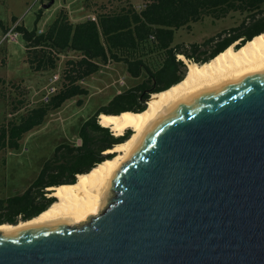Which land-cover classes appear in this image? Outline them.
Masks as SVG:
<instances>
[{
  "label": "water",
  "instance_id": "water-1",
  "mask_svg": "<svg viewBox=\"0 0 264 264\" xmlns=\"http://www.w3.org/2000/svg\"><path fill=\"white\" fill-rule=\"evenodd\" d=\"M0 264H264V72L160 119L86 224L0 233Z\"/></svg>",
  "mask_w": 264,
  "mask_h": 264
},
{
  "label": "trees",
  "instance_id": "trees-1",
  "mask_svg": "<svg viewBox=\"0 0 264 264\" xmlns=\"http://www.w3.org/2000/svg\"><path fill=\"white\" fill-rule=\"evenodd\" d=\"M94 6L98 8L95 18L77 23H72L61 9L41 33L36 26L31 30L15 26L25 43V61L32 72L56 70L59 55L75 56L64 61L60 86L47 103L40 102L0 124V151L18 150L24 135L40 127L49 114L69 100L77 99L76 106H81L82 98L89 95L81 82L106 65H123L129 77L137 82L119 91L106 106L97 108L79 125L76 134L79 145L58 143L24 191L0 198V224H16L38 215L55 201L53 197L46 198L49 194L46 188L72 184L76 175L88 173L110 157L104 152L131 132L116 137L109 127L99 124V115L143 111L151 94L183 79L186 67L176 59L179 54L189 61L204 63L234 42L239 41L235 46L238 48L264 32V0H146L139 7L125 3L114 8L109 4H85L87 10ZM234 14L240 17V22L230 30L200 44H190L188 49L172 45L178 29H189L191 24L205 18L223 20ZM40 17L41 11L36 22ZM12 23H16L15 18ZM8 29L0 20V30L5 33Z\"/></svg>",
  "mask_w": 264,
  "mask_h": 264
},
{
  "label": "rangeland",
  "instance_id": "rangeland-1",
  "mask_svg": "<svg viewBox=\"0 0 264 264\" xmlns=\"http://www.w3.org/2000/svg\"><path fill=\"white\" fill-rule=\"evenodd\" d=\"M145 1L54 0L49 7L43 8V5L47 4L45 0H0V20L9 28L13 25H22L28 30L35 26L44 29L61 9L68 10L86 3L97 5L104 3L112 8L130 3L139 7ZM97 10L96 7L93 12L91 8L83 11L84 20L94 19V12ZM40 11L41 17L36 22ZM12 18L16 19L15 24L12 23ZM239 22L240 17L235 14L223 20L205 18L191 24L189 29H178L172 45L188 49L190 44H200L224 30H230ZM2 33L0 30V124L7 123L16 114L25 113L38 105L45 87L53 77H57L53 85L57 90L64 61L75 56L63 55L56 70L34 73L25 61V43L21 36L18 37L17 43H13L1 41ZM136 82L137 80L129 77L123 65L113 63L106 65L98 73L81 82L89 92L87 97L82 98L81 106H76L77 99L69 100L57 112L49 114L40 127L24 135L18 150L0 151V198L24 191L39 173L43 162L52 155L58 143L67 141L79 145L80 140L76 137L79 125L92 116L97 108L106 106L115 94ZM18 100L22 103L18 104Z\"/></svg>",
  "mask_w": 264,
  "mask_h": 264
},
{
  "label": "bare ground",
  "instance_id": "bare-ground-1",
  "mask_svg": "<svg viewBox=\"0 0 264 264\" xmlns=\"http://www.w3.org/2000/svg\"><path fill=\"white\" fill-rule=\"evenodd\" d=\"M237 45L236 41L205 64L189 61L179 54L178 59L186 67V77L167 90L152 94L143 111L100 114L99 124L109 127L116 137L128 130L131 132L125 141L104 152L112 154V158L104 160L88 173L77 175L72 184L49 187V196L55 201L44 212L15 226L2 224L0 233L56 224L80 226L100 214L112 195L118 170L160 119L196 96L264 72V32L238 48L235 47Z\"/></svg>",
  "mask_w": 264,
  "mask_h": 264
},
{
  "label": "built area",
  "instance_id": "built-area-1",
  "mask_svg": "<svg viewBox=\"0 0 264 264\" xmlns=\"http://www.w3.org/2000/svg\"><path fill=\"white\" fill-rule=\"evenodd\" d=\"M38 32L41 33L42 30H39ZM19 36H21L20 33L16 31L15 25H13L3 34L1 41H9V42L17 43ZM58 57L60 60L61 58H63V55H59ZM56 81H57V77H53L52 79H50L49 83L45 87L44 92L40 98L41 102L47 103L49 101L50 96L56 92V88L53 86Z\"/></svg>",
  "mask_w": 264,
  "mask_h": 264
},
{
  "label": "crops",
  "instance_id": "crops-1",
  "mask_svg": "<svg viewBox=\"0 0 264 264\" xmlns=\"http://www.w3.org/2000/svg\"><path fill=\"white\" fill-rule=\"evenodd\" d=\"M104 4V3H103ZM93 5H97V4H93ZM95 6L91 8L92 12L93 10H95ZM65 11L68 14V18L72 23H77V22H81L84 20V16H82L83 11L86 12V7L85 5H80L79 7L76 8H69L68 10L65 9ZM88 16V15H87ZM86 16V17H87ZM87 19V18H86ZM39 30H43L42 28ZM4 33H2L3 36ZM2 38V37H1ZM178 60V59H177ZM2 97V96H1ZM7 104V102H6Z\"/></svg>",
  "mask_w": 264,
  "mask_h": 264
},
{
  "label": "flooded vegetation",
  "instance_id": "flooded-vegetation-1",
  "mask_svg": "<svg viewBox=\"0 0 264 264\" xmlns=\"http://www.w3.org/2000/svg\"><path fill=\"white\" fill-rule=\"evenodd\" d=\"M48 188H46V190H47ZM49 192V191H48ZM47 195H49V194H47Z\"/></svg>",
  "mask_w": 264,
  "mask_h": 264
}]
</instances>
